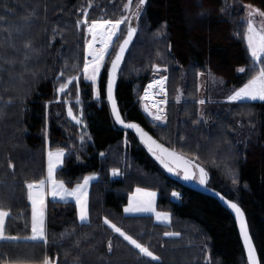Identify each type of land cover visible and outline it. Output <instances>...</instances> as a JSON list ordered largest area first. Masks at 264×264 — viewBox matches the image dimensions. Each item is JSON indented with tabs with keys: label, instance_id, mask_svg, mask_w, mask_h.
<instances>
[{
	"label": "trees",
	"instance_id": "trees-1",
	"mask_svg": "<svg viewBox=\"0 0 264 264\" xmlns=\"http://www.w3.org/2000/svg\"><path fill=\"white\" fill-rule=\"evenodd\" d=\"M235 1L264 10V0ZM125 3L29 0L23 9L12 0L0 2V207L10 212L5 234L19 237L0 240V264H41L46 259L52 264H247L230 212L168 176L132 133L115 125L106 97V71L97 99L87 82L79 84L83 134L67 121L64 103L57 101L61 72L75 76L83 65L86 34L78 24L83 18L79 9L88 6V21L116 20ZM232 6L231 0H148L136 20L137 34L116 98L124 119L140 123L159 142L212 171L211 186L244 209L264 264V102H242L227 112L220 104H208L202 113L197 102L198 72L207 70L225 89L242 87L254 75L237 21L240 14ZM10 26L17 32L9 33ZM159 55L169 70L167 122L162 124L150 121L140 104L141 91L157 74ZM240 68L246 71L240 73ZM46 124L49 147L66 153L56 174L59 181L73 187L88 174L98 175L89 191L88 222H79L73 202H47V243L29 240L27 191V183L45 175ZM113 169H119V177H112ZM135 188L157 192L156 208L171 214L168 225L155 223L151 215H124ZM105 218L161 259L144 257Z\"/></svg>",
	"mask_w": 264,
	"mask_h": 264
},
{
	"label": "snow or ice",
	"instance_id": "snow-or-ice-1",
	"mask_svg": "<svg viewBox=\"0 0 264 264\" xmlns=\"http://www.w3.org/2000/svg\"><path fill=\"white\" fill-rule=\"evenodd\" d=\"M148 0H138L136 11L129 17L125 15L116 20H93L88 21L87 12H84L85 18L78 21V24H83L87 28L89 40L86 41V57L83 63V76L84 79L91 81L93 84H97L101 70L104 68L105 58L109 56L110 50L115 53L114 59H111V68L107 80V99L111 102V112L115 118L116 123L122 125L127 129H133L139 135V138L143 144L148 148V151L164 166L170 173L179 175L180 173L176 169L183 170L184 180L198 179L200 184L207 183V172L203 167L193 164L190 159L185 158L183 155L178 154L174 150L165 148L159 144L148 132L144 131L139 124L126 123L122 118L121 112L117 107L116 100L113 95L114 85L116 83L118 70L120 64L124 58V54L127 51L129 45L132 43L133 38L137 33V27L133 26V20H139L140 15L147 4ZM132 0H129L126 11H130V5ZM248 11L247 29L245 33V40L247 44V50L253 60L254 75L245 83L242 87L234 90L231 95L228 96L229 102H240L244 100H261L264 101V10L255 8L253 5H247ZM81 11H84L81 9ZM260 18V24H256V18ZM126 25V34L118 36L120 32V26ZM122 39V42H121ZM115 40V45H114ZM99 45V47H97ZM30 47V45H29ZM90 57L91 59H88ZM159 70V69H158ZM166 71V69H164ZM239 72H245L244 68L238 69ZM64 75L63 72L60 74ZM79 77H71L66 83L60 84L58 92L63 94L68 89V86L73 83L74 80H78ZM167 80V76L161 78V80L154 81L148 86V90H145L144 97L142 99L148 100L151 98V89L158 87L160 93L165 97L158 103L153 101L152 106L148 104L144 105L145 112L154 120L167 122V114L163 105L166 104L167 93L165 91L164 81ZM96 96L99 98L100 92L97 87ZM177 99H179L177 97ZM77 103H80L77 98ZM199 103L203 105L204 100H200ZM155 109V111H153ZM67 114L77 124L82 123V120L73 113L71 106L67 109ZM83 113L81 111L80 116ZM83 142V136L81 137ZM65 150L57 149L55 152L49 150L47 154V177L46 179H40L27 183L28 199L32 204V218H31V239L41 240L47 243V235L45 230V208L46 199L49 195L53 199L59 198L62 201H68L72 199L75 201L79 210V219L84 222L89 219V197L88 189L91 181L97 179L96 176H86L83 178V182L77 184L74 188H68L63 181H58L55 178L57 169L64 163ZM103 155V153H101ZM194 169H198L197 172ZM119 169H113L112 175H119ZM233 183H238L235 175H233ZM50 186V191H49ZM174 197H179V193L173 192ZM156 193L148 191L142 188H137L136 193L130 199L127 207L123 209L125 213H152L159 222H171V214L166 212H159L156 209L155 203ZM228 206L235 212L236 218L240 224V234L243 237L244 245L247 249V260L249 264H260L256 249L252 243L251 236L249 234L245 214L241 207L234 202L229 201ZM10 216V212L0 207V240H16L19 237L8 236L5 234L6 219ZM104 223L110 227L120 237H123L125 241L131 244L135 249L139 250V253L144 257L149 258L151 261H159L161 258L155 255L149 247L143 243L134 239L133 236L126 233L121 227L112 223L107 218L104 219ZM166 236L178 235L177 233H165ZM111 242L108 244L109 251H111ZM44 264H52L50 259H46Z\"/></svg>",
	"mask_w": 264,
	"mask_h": 264
},
{
	"label": "rangeland",
	"instance_id": "rangeland-1",
	"mask_svg": "<svg viewBox=\"0 0 264 264\" xmlns=\"http://www.w3.org/2000/svg\"><path fill=\"white\" fill-rule=\"evenodd\" d=\"M13 2H14V5L15 6H20L21 8H25V4H24V2H27V1H29V0H12ZM133 1H135V0H132V3H131V5H130V11H126V6H128V4H129V0H126V3H125V5H124V8H123V10H122V12L123 13H121V14H119V16H118V19L119 18H121V17H123V16H125V15H128L129 17H131L132 16V13H134L135 12V8H136V4L134 3L133 4ZM136 1H138V0H136ZM0 2H1V0H0ZM4 2H5V0H4ZM138 3V2H137ZM231 4L233 5L232 6V8L234 7L235 9H236V11H235V13H237L238 15L240 14V17L237 19V21H238V24H239V26H240V28H241V31H242V36H243V38H244V40H245V33H246V29H247V23H246V21H247V19H248V11H247V9H246V6L247 5H252V4H250V3H239L238 1H235V0H231ZM1 6V5H0ZM254 6V5H253ZM255 8H257V9H260V8H258L257 6H254ZM231 7H230V9H232ZM233 8V9H234ZM82 9L84 10V11H80L79 13L81 14V12L83 13L82 15H83V18H80L81 20L82 19H84V12H87V15H88V13H89V11H88V6L87 7H82ZM79 10H81V8L79 9ZM261 10V9H260ZM233 11V10H232ZM233 11V12H234ZM81 20H79V21H81ZM97 21H99V20H97ZM91 22V21H90ZM260 18L259 17H257L256 18V24L257 25H259L260 24ZM79 26L82 28V29H84L85 30V34H86V41L87 40H89L90 39V37L88 36V33H87V28H86V26L85 25H83V24H79ZM135 26L137 27L138 26V24H137V21H136V23H135ZM30 31V30H29ZM12 32H17V29L15 28V27H13V26H10V29H9V33H12ZM29 32H27L26 34H28ZM124 34H126V25H124V24H122L121 26H120V32L118 33V36H122V35H124ZM34 35V34H33ZM153 38V37H152ZM121 41H122V39H121ZM245 43H246V40H245ZM114 45H115V40H114ZM246 46H247V44H246ZM97 47H99V45H97ZM84 50H85V55H84V60H85V57H86V55H87V53H86V42H85V44H84ZM75 54V53H74ZM114 55H115V53L112 51V50H110V53H109V56H107L106 58H105V64H104V68L101 70V73L103 72V71H106V72H108V68H109V65H110V63H111V59H113V57H114ZM249 55H250V53H249ZM251 57V56H250ZM88 59H91L90 57H88ZM252 59V58H251ZM84 60H83V63H84ZM158 66L157 67H155V71H156V76L153 78V79H151L150 80V82L148 83V84H150L151 82H154V81H157V80H161V78L162 77H164V76H167V80L166 81H164V84H165V91H166V93H167V96H166V104L164 105V110L165 111H167V107H168V103H169V100H168V86H167V82H168V72H169V70H168V68H166L163 64H165V61H164V57L163 56H161V55H159V57H158ZM252 64H253V60H252ZM123 68H124V65H123V67H122V70H121V73L123 72ZM159 69V70H158ZM164 69H166V71L164 70ZM245 69V71H246V68H244ZM83 65H81V71H79V73L77 74V75H75V76H67V77H65V76H61V77H59V80H61L62 79V83H66L67 82V80L69 79V78H71V77H79V79L78 80H74L73 81V83L72 84H70L69 86H68V89L66 90V92L65 93H63V94H61V93H59L58 92V88H59V86H60V84H62V83H60L59 85H57V101H61V102H63L64 103V106H65V108H66V119H67V121L69 122V123H72V124H74V125H77L78 127H79V129H80V131L82 132V134L84 133V132H86V130H85V128H86V126H85V122H84V114L82 115V117L80 116V113H81V111H82V113H83V105H82V98H81V91H80V89H79V84H80V82L81 81H85V82H87L90 86H91V89H92V92H93V97H94V99H97V96H96V91H97V87H98V82H99V79H100V76H101V73H100V76H99V78H98V82H97V84H93L91 81H88V80H86V79H84V76H83ZM121 73H120V75H121ZM184 73H185V71L183 70V71H181V73H180V76L182 77V76H184ZM241 73V72H240ZM120 75H119V77H120ZM251 78V77H250ZM249 78V79H250ZM248 79V80H249ZM247 80V81H248ZM197 81H198V96H197V99H198V103H199V101L200 100H204L205 101V103L203 104V105H201L200 103H199V106H201L199 109L201 110V113H202V109H204L205 108V105H210V104H212V106H215V105H219L220 104V106H223V108L221 109V110H225L226 112L227 111H230L231 110V107L233 106V105H237V104H240V103H242V102H264V101H261V100H244V101H240V102H229L228 101V96L229 95H231L232 93H233V91L234 90H237V89H239V88H230V89H225L224 87H223V83H222V81L220 80V79H218V78H216V77H214V76H212L207 70L206 71H201V72H198L197 73ZM247 81H246V83H247ZM148 84L146 85V87H144V89L141 91V93H140V104H141V108H143V104L144 103H147L148 105H149V102L150 101H153V99H148V100H145V99H142L143 97H144V93H145V90L147 89V86H148ZM182 86H180L179 85V87H178V95H177V97L179 98L178 100H180L181 98H182ZM77 98L79 99V101H80V103H77ZM161 99H165V97L164 96H160L159 98H158V100H161ZM212 99H215L214 101L212 100ZM215 101H217L216 103H215ZM219 101V102H218ZM218 103V104H217ZM69 106H71L72 107V109H73V113H74V115H76L78 118H80L81 120H82V123H80V124H77L76 123V121H74V120H72V118L71 117H69L68 116V114H67V109H68V107ZM149 107H151L150 105H149ZM153 111H155V109H153ZM147 116V115H146ZM148 118V117H147ZM200 118L201 119H203L204 120V118H205V116H203L202 114L200 115ZM150 121H152L153 123H157V124H162V123H164V122H161V121H154L152 118H148ZM151 122V123H152ZM237 127H239V125H237ZM241 128V127H240ZM240 128H237V136H239V134H240V132H241V129ZM42 134H43V137H44V140H45V148H46V170H45V175H44V178L43 179H46V177H47V154H48V151L49 150H51V151H53V152H55L57 149H51L50 147H49V137H48V124H46L45 125V128H44V130H43V132H42ZM213 148H216L215 146H212V148L211 149H213ZM189 158V157H188ZM191 159V158H190ZM197 162V161H196ZM198 163V162H197ZM154 164H156L157 165V162L154 160ZM200 164V163H199ZM63 166V164L58 168V169H60L61 167ZM204 167V166H203ZM58 169H57V171H58ZM207 169V171H208V173H209V176H210V185H211V182L213 181V173H212V171L210 170V169H208V168H206ZM57 171H56V173H55V178L57 179V177H56V174H57ZM120 172V171H119ZM226 173V172H225ZM111 175H112V172H111ZM86 176H96L97 177V179H95V180H93V181H91V183H90V185H89V189H88V197H89V191H90V187H91V184L92 183H94L95 181H97L98 180V175L96 174V173H92V174H88V175H86ZM85 176V177H86ZM120 176V174L119 175H112V177H119ZM58 180V179H57ZM59 181V180H58ZM83 182V179H82V181L80 182V183H82ZM77 184H79V183H77ZM76 184V185H77ZM76 185H74L73 187H68V188H74ZM136 189L137 188H135L134 189V191L129 195V199H128V203H127V205L125 206V207H127L128 206V204H129V201H130V199L133 197V195L136 193ZM142 189H144V188H142ZM145 190H148V191H153V192H155L156 193V198H155V203L157 202V192L156 191H154V190H149V189H145ZM27 191H28V189H27ZM49 191H50V186H49ZM29 200V199H28ZM49 200H51V201H58V202H73L74 204H75V201L74 200H72V199H69L68 201H62V200H60L59 198H56V199H53L52 197H51V195H49L48 197H47V199H46V208H47V202L49 201ZM29 203H30V205H31V218H32V204H31V201L29 200ZM76 205V204H75ZM77 207V206H76ZM46 208H45V230H46ZM157 209V208H156ZM157 211H159L158 209H157ZM77 212H78V220H79V222L80 223H86V222H88L89 221V219H88V221H84V222H82L80 219H79V210H78V207H77ZM159 212H163V211H159ZM167 213V212H166ZM124 215H126V216H133V215H143V216H146V215H151V216H153V219H154V221H155V223H157V224H160V225H168L169 223L168 222H159V221H157L156 220V218H155V215L154 214H152V213H133V214H128V213H125L124 212ZM110 228V227H109ZM111 229V228H110ZM117 234V233H116ZM31 235H32V233H31ZM31 235H30V237H31ZM118 235V234H117ZM29 237V240H32L31 238ZM121 238H123V237H121ZM35 241H41V240H35ZM127 242V241H126ZM129 244V243H128ZM131 245V244H130ZM132 246V245H131ZM133 247V246H132ZM134 248V247H133ZM136 250H138V249H136ZM139 251V250H138ZM41 264H44V262L43 263H41Z\"/></svg>",
	"mask_w": 264,
	"mask_h": 264
},
{
	"label": "water",
	"instance_id": "water-1",
	"mask_svg": "<svg viewBox=\"0 0 264 264\" xmlns=\"http://www.w3.org/2000/svg\"><path fill=\"white\" fill-rule=\"evenodd\" d=\"M132 23H133V26L136 27V26H135L136 20H133ZM136 34H137V33H136ZM135 37H136V35H135ZM135 37L133 38L132 43L129 45L127 51H126L125 54H124V58H123V60H122V62H121V64H120V68H119V70H118V75H117L116 83H115V85H114L113 95H114V98H115V100H116V103H117V107H118V109H119V106H118V102H117V98H116V86H117V82H118V79H119V75H120V73H121V70H122V67H123V65H124L125 59H126L127 54H128V52H129V50H130V48H131V46H132V44H133V42H134V40H135ZM121 42H122V41H121ZM114 56H115V55H114ZM113 59H114V57H113ZM110 68H111V63H110V65H109L108 72H107V80H108V75H109V73H110ZM106 97H107V83H106ZM107 102H108V106H109V108H110V112H111V102H110L108 99H107ZM145 104H147V103H144V104H143V111H144L145 115H147L148 118H151V117L145 112V110H144V105H145ZM119 111H120V109H119ZM111 115H112V112H111ZM121 115H122V114H121ZM112 118H113V121H114L115 125H116L118 128H120V129H122V130H125V131H127V132H130V133H132V134L136 137V139L138 140V142L144 147L146 153H147V154H148L153 160H155V161L157 162L158 167H160L165 173H167L168 176H170L171 178H175V179H177L181 184H184V185L190 187L191 189H194V190L199 191V192H201V193H203V194H205V195H207V196H210V197L214 198L215 200H217V201L219 202V204H220L222 207H224L225 209H227V210L230 212V214L232 215V217L234 218V221H235V223H236V227H237V230H238V233H239V237H240V240H241V243H242V246H243V250H244V253H245V257H246L247 264H249V262H248V260H247V249H246V247H245V245H244L243 237H242L241 234H240V224H239V221H238L237 218H236V214H235V212H234V211L228 206V202H229V201L234 202V203H237V202L234 201V200H232V199H230V198H228V197H226L225 195H223L222 193H220L219 191H217L216 189H214V188L209 184V183H210V176H209V173H208L207 169H206L205 167H203L202 165H200L199 163H197L195 160L190 159V158H188L187 156H185V155H183V154H181V153H179V152H177V151L174 150V151L177 152L178 154L183 155L185 158L190 159V160L192 161L193 164H196V165H199L200 167H203V168L205 169V171L207 172V178H206L207 183H206V184H200L198 179L184 180V179H183V170L180 169V168L176 169V171L180 173L179 175H177V174H175V173H170V172H168L167 169H165L164 166L161 165L160 162L155 158V156H153L152 153L148 151L147 146L141 142V140H140V138H139V135L135 132V130H133V129H127V128L123 127L122 125L116 123L115 118H114L113 115H112ZM122 118H123V116H122ZM123 119H124V118H123ZM124 120H125L126 123H136V124H139L140 127L143 128L144 131L148 132L149 135L152 136V138L155 139L159 144L163 145L165 148L170 149L169 147H167V146L164 145L163 143L159 142V141H158V140H157V139H156V138H155V137H154V136H153V135H152V134H151V133H150V132L144 127V126H143V125H141L140 123L135 122V121H131V120H126V119H124ZM170 150H173V149H170ZM194 170L197 172V177H198V175H199V173H198V169H194ZM237 204H238V203H237ZM238 205H239V204H238ZM239 206H240V205H239ZM240 207H241V206H240ZM241 209H242V211H243L244 214H245V219H246V222H247V226H248L249 234H250V236H251L252 243H253V245H254V247H255V249H256V253H257V256H258V259H259V255H258L257 247H256V244H255L254 238H253V236H252V232H251V228H250V226H249V222H248L247 215H246V213H245V211H244V209H243L242 207H241ZM259 261H260V259H259ZM260 264H261V263H260Z\"/></svg>",
	"mask_w": 264,
	"mask_h": 264
},
{
	"label": "bare ground",
	"instance_id": "bare-ground-1",
	"mask_svg": "<svg viewBox=\"0 0 264 264\" xmlns=\"http://www.w3.org/2000/svg\"><path fill=\"white\" fill-rule=\"evenodd\" d=\"M152 83H153V82H151L150 84H152ZM150 84H148V86H149ZM148 86H147V89H146V90H148ZM150 91H151V93H152V95H151V99H153V101H155V102L158 103V102L160 101V100H158V98H159L160 96H163V95L160 93L159 88L156 87V88L151 89ZM153 101H150V102H149V105H150V106H152ZM162 107H164V105H163Z\"/></svg>",
	"mask_w": 264,
	"mask_h": 264
},
{
	"label": "crops",
	"instance_id": "crops-1",
	"mask_svg": "<svg viewBox=\"0 0 264 264\" xmlns=\"http://www.w3.org/2000/svg\"><path fill=\"white\" fill-rule=\"evenodd\" d=\"M31 241H35V240H31Z\"/></svg>",
	"mask_w": 264,
	"mask_h": 264
},
{
	"label": "built area",
	"instance_id": "built-area-1",
	"mask_svg": "<svg viewBox=\"0 0 264 264\" xmlns=\"http://www.w3.org/2000/svg\"><path fill=\"white\" fill-rule=\"evenodd\" d=\"M178 200H180V198Z\"/></svg>",
	"mask_w": 264,
	"mask_h": 264
}]
</instances>
